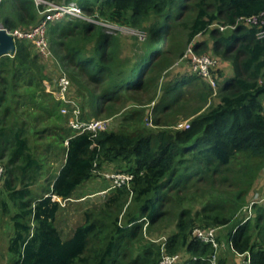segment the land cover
Returning <instances> with one entry per match:
<instances>
[{"label":"trees","instance_id":"trees-1","mask_svg":"<svg viewBox=\"0 0 264 264\" xmlns=\"http://www.w3.org/2000/svg\"><path fill=\"white\" fill-rule=\"evenodd\" d=\"M48 1H76L85 13L117 24L131 22L143 27L151 16L159 19L143 27L151 33V41L143 43L146 47L135 60L122 56L117 36L98 31L97 24L81 17L49 23L48 38L54 42L55 52L63 51L59 59L71 76L80 84L83 77L99 89L92 101L100 105V112L122 96L149 89L153 75L163 72L168 65L165 56L171 54V38L165 39L167 46L161 45L164 34L185 18L181 25L187 41L209 33L213 52L231 63L233 75L227 78L219 72L218 101L204 112L197 111L189 128L155 133L142 128L133 132L101 130L94 135L75 132L69 125L74 134L59 135L65 160L48 188L50 195L34 197L30 185L36 182L35 174L44 161L31 144L30 128L21 121L16 100L20 95L17 78L33 74L39 52L32 57L27 43L17 39L16 53L0 58V163L6 168L0 195L5 191L17 208L9 222L14 232L9 242L11 264H158L164 252L175 254L182 249L190 255L186 264H212L214 247L195 238L193 231L230 223H234L227 240L231 251L236 255L250 251L252 264H264V206L256 208L254 218L233 221L226 214H215L210 202L201 210L194 205L218 189L214 185L218 179L230 177L231 183L238 182L233 174L222 173L233 172L231 166L240 157L256 158L257 162L239 169L238 179L246 186L235 192L236 206L260 173L264 175V38L258 37L257 26L239 20L263 12L264 0ZM42 10L36 0L0 1V19L10 30L32 29L43 19ZM217 23L235 27L221 31L214 28ZM92 42L93 51L89 50ZM207 48V42H194L197 52L207 54ZM185 74L168 85L169 95L161 99L165 104L174 92L201 78ZM72 86L73 82L67 92L71 93ZM212 92L210 87L209 94ZM80 119L87 121L88 117ZM113 164L118 172L133 175L130 184L113 188L102 207L87 210L84 222L63 237L56 225L60 203L53 196L72 198L96 171ZM7 210L8 202L2 198L0 212ZM146 224L148 235L172 224L176 230L158 243L145 237ZM217 264H229L228 258H220Z\"/></svg>","mask_w":264,"mask_h":264},{"label":"rangeland","instance_id":"rangeland-1","mask_svg":"<svg viewBox=\"0 0 264 264\" xmlns=\"http://www.w3.org/2000/svg\"><path fill=\"white\" fill-rule=\"evenodd\" d=\"M70 17L66 15L62 20ZM81 19L97 24L99 26L98 31L103 30L110 35L117 36L120 40L122 56L125 59L131 58L134 60L140 56L142 49L146 47L143 43L148 42V39L151 41V33L143 27H148L159 21L153 15L149 22L144 23L143 27L135 26L129 22L123 24L115 23V28L111 29L106 26L110 25L111 22L103 21V19L99 20L93 14L90 15L83 11ZM183 20L174 23L168 34H164L163 36L162 46H167L165 39L169 40L171 38V42L169 43L171 54L165 56L167 57L168 65L163 72L153 75L155 79L148 86L149 89L143 92L135 91V94L133 92L131 95L122 96L121 101L106 104L102 112H100V105L92 101V98H96L99 94V89L94 84L85 82L83 77L79 79V81H83L80 84L71 76L67 67L59 59L63 51L59 49L60 51L55 52L52 40L48 38L52 51L51 55L45 56L44 54H39V56L35 57L34 54L37 52L35 42L22 39L21 42L27 43V47L32 51V57H35V63L37 64L32 75L21 74L18 76L20 95L16 100V102H19L21 121L26 123V128H30L31 144L36 146L38 156L44 161L42 168L35 174L36 179H34L36 182L30 185L34 197L43 194L45 196L50 195L48 188L58 175L65 160V145L59 140V135L74 134L69 125L71 124V115H75V110H78L80 118L88 117L87 120H104L105 126L102 130L133 132L135 129L139 130V128H142L146 132L155 133L158 130H180L187 128V125L191 124L197 115V111L204 112L210 105H214L218 101L217 93L222 82V79L220 80L222 75L220 76L219 72L227 73L226 63L228 62H225V59L213 52L214 41L209 33H200L195 36L193 41L207 42V54L214 56L219 62L213 73V77L218 83L216 87L210 81L200 78L193 84L188 86L186 84L179 92H174L169 97L167 104H165L166 100H161L163 97L167 99L169 84H174L185 73H190V62L182 60V56L193 41H187V34L182 30L181 25ZM0 26H3L1 19ZM214 28H218L221 31H227L228 29L222 30L219 23L215 24ZM94 44L95 42L89 44V50L95 47ZM195 52L197 54H205L200 53V51L197 52V50ZM62 75H66L70 79L71 84L73 82V90L71 89V93L67 92V95H63L61 91L60 77ZM215 76H218L219 79H216ZM230 76L227 75L226 77ZM210 87L213 92L209 94ZM130 118H133V120ZM256 162V158H238L235 166L234 164L231 166L233 172L222 173L233 174L231 176L235 177L238 182L236 183L233 180L231 183L232 178L230 177L227 180L223 178L218 179L217 183L214 184L218 189H213V194L195 201V208L201 210L204 204L210 202V207L215 209V214H226L229 217H233V221H239L246 216L254 218L253 215L256 208L261 205L264 206L263 173H260L253 188L239 201L237 206L235 205L236 198L234 196L235 192L244 190L246 186L243 180L238 179L237 174H240L239 169L244 164L249 163L250 165H254ZM116 172H118V169H116L115 164L106 165L103 170L96 171L91 179L84 182L76 190L72 198L63 200L58 196H53V199L58 200L60 203L56 225L63 237H68L77 225L84 222L87 210H97L104 205L105 200L112 193L113 189H109L112 181L108 174ZM1 187L2 183L0 184ZM0 196V201L3 198V200L8 202L6 213L0 212V264H11L9 242L14 232L13 226L11 223L9 225V222H11V215L16 212L17 208L12 206L14 200L5 191H2ZM171 218H173L172 214L170 215ZM233 224L209 226L219 228L218 238L220 247L217 251V258L214 262H211L212 264H217L220 258L226 257L229 264L241 263V257L231 251L227 241ZM175 230V224H172L167 229L161 231L158 229L153 234L148 235L146 233V224L144 234L147 239L152 238V240L162 243L164 240H161V238L164 235L171 234ZM178 254L183 258H188V256L190 258L189 253L185 249L180 250Z\"/></svg>","mask_w":264,"mask_h":264},{"label":"built area","instance_id":"built-area-1","mask_svg":"<svg viewBox=\"0 0 264 264\" xmlns=\"http://www.w3.org/2000/svg\"><path fill=\"white\" fill-rule=\"evenodd\" d=\"M1 1V0H0ZM37 4L44 7L40 13L44 15L43 19L32 29L25 30L22 28H17L15 30H10L8 28L7 31L11 34L15 40L17 39H28L35 42L36 49L39 54H44L45 56L51 55V46L48 41V26L51 21L63 19L64 16L71 17H82L83 9L77 2L71 3H54L48 0H36ZM239 20L245 22L252 26L258 27L257 35L259 38H264V11L258 14H254L251 16L241 17ZM102 22V21H101ZM112 24V25H111ZM106 25L107 27L114 29V24ZM233 25H221V29L224 30L226 28H234ZM194 42L190 43L188 49L182 56V60L189 61L190 63V73L197 75L205 80L210 81L213 86L216 87L218 84L213 77L214 69L219 62L214 56L210 54H197L194 49ZM60 82L62 86V94L67 95L68 87L71 84L70 79L66 75H62L60 77ZM74 118L71 119V126L76 130V132H86L91 131L94 135H96L102 128L105 126L104 120L93 119L87 121H81L79 117L78 110H75ZM190 127V124L187 125V128ZM6 175L5 166L0 163V184L3 183L4 177ZM111 178L112 185L109 189L120 187L125 184L129 185L133 175L127 172H116L112 174H108ZM249 218V216H248ZM218 229L216 227H197L193 231V236L204 243L212 244L215 249V252L211 258V261L214 262L217 258V251L220 247V242L218 239ZM165 239V238H164ZM163 245V249H165ZM239 257L242 258L240 264H252V254L250 251H246L245 253H239ZM188 258H183L180 254H169L164 252L161 260L158 264H186Z\"/></svg>","mask_w":264,"mask_h":264},{"label":"water","instance_id":"water-1","mask_svg":"<svg viewBox=\"0 0 264 264\" xmlns=\"http://www.w3.org/2000/svg\"><path fill=\"white\" fill-rule=\"evenodd\" d=\"M17 50L15 38L8 33L4 26H0V58L15 54Z\"/></svg>","mask_w":264,"mask_h":264},{"label":"crops","instance_id":"crops-1","mask_svg":"<svg viewBox=\"0 0 264 264\" xmlns=\"http://www.w3.org/2000/svg\"><path fill=\"white\" fill-rule=\"evenodd\" d=\"M226 68H227L226 76L227 75H229V76L231 75L232 76L233 75V67H232L230 62L226 63Z\"/></svg>","mask_w":264,"mask_h":264}]
</instances>
